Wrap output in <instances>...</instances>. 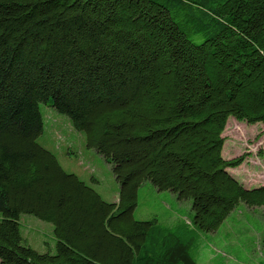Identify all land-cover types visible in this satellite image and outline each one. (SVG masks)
Listing matches in <instances>:
<instances>
[{
	"label": "trees",
	"instance_id": "trees-1",
	"mask_svg": "<svg viewBox=\"0 0 264 264\" xmlns=\"http://www.w3.org/2000/svg\"><path fill=\"white\" fill-rule=\"evenodd\" d=\"M48 102L111 165L117 203L38 143ZM229 117L264 125V0H0V264H198L239 203L264 219V184L229 171L246 155L222 157ZM146 182L189 208L136 220ZM22 215L52 225L53 253Z\"/></svg>",
	"mask_w": 264,
	"mask_h": 264
},
{
	"label": "rangeland",
	"instance_id": "rangeland-1",
	"mask_svg": "<svg viewBox=\"0 0 264 264\" xmlns=\"http://www.w3.org/2000/svg\"><path fill=\"white\" fill-rule=\"evenodd\" d=\"M39 110L43 118V133L38 138V143L45 149L54 153L61 168L67 173L75 174L80 180L92 186L108 202L118 201L119 185L112 173L111 165L94 150L88 149L85 143V137L82 133L76 131L66 115L56 112L51 107V102L39 104ZM224 145L222 149L223 159H230L240 155H246L245 161L241 166L235 169H229L230 174L237 179L245 188H256L264 184V125L257 123L248 125L244 122H238L229 117L222 134ZM174 194L169 191H157L149 182L144 183L138 189V202L134 211V218L139 221H147L153 218L161 222L168 221L179 208L187 210L188 203L179 202ZM262 208H250L244 203H239L227 220L239 218L242 225L244 222L253 221L255 225H260L262 217ZM228 223L222 227L231 229L234 232L242 229L237 223L232 222L230 227ZM52 226L49 223L39 221L38 219L22 215L20 218V232L26 245L39 253L54 252L55 243L52 232ZM208 235H206L207 237ZM224 241L219 237L209 236L202 239L201 247L207 248L212 254L209 263L205 262V252L198 251L199 264H262L259 261H250L244 257H237L240 254L238 249H233L240 242L242 245H255V235L241 234L236 236L228 234ZM253 255H261L264 248L261 245V238L256 244ZM201 256V258H199ZM264 262V257L262 259Z\"/></svg>",
	"mask_w": 264,
	"mask_h": 264
},
{
	"label": "crops",
	"instance_id": "crops-1",
	"mask_svg": "<svg viewBox=\"0 0 264 264\" xmlns=\"http://www.w3.org/2000/svg\"><path fill=\"white\" fill-rule=\"evenodd\" d=\"M73 174V173H72ZM75 175V174H74ZM85 183V182H84ZM87 184V183H86ZM88 185V184H87ZM90 186V185H89ZM90 187H92V186H90ZM93 188V187H92ZM94 189V188H93ZM95 190V189H94ZM101 197H102V195L97 191V190H95ZM119 191V190H118ZM103 198V197H102ZM103 200H105L106 201V199H104L103 198ZM176 200H177V198H176ZM178 201V200H177ZM106 202H108V201H106ZM180 201H178L177 203H179ZM108 203H117V201H113V202H108ZM186 203V202H185ZM188 207H189V204H188ZM178 210H181L180 208L178 209ZM177 210V211H178ZM176 213H174L173 215H171L170 217H169V219H168V221H172L175 217H176ZM262 222H261V224L260 225H255L254 224V222L253 221H246V222H244L246 225H242V223H241V220H239V218H234V219H230V220H225L224 222H223V224L219 227V229L217 230V231H215V232H212V233H209V234H207L208 236L206 237L205 236V238L206 239H209V236H212V237H219V239L220 240H223L224 242V246L226 247V245H227V242H225V236H227L228 234H234V235H236V236H240L241 234H250V233H254V235H255V240H256V243H255V245H249V246H245V245H242L240 242H238L237 243V246H234L233 247V249H231L232 250V252H233V250L236 248V249H238L239 250V252H240V254H238V255H236L238 258L239 257H244V258H246V259H248V260H250V261H254L255 263L256 262H260V263H262V264H264V262L262 261V259H263V257H264V251L262 252V250L260 249V252H261V255H257L256 256V258H254L253 257V255H254V251H255V249L257 250H259V245H258V248H257V246H256V244H258L259 243V240H260V238H262V235H263V233H264V221L263 220H261ZM230 223V224H228V226L227 227H230V225H231V223L232 222H234V223H237L238 224V226H240L242 229H240L239 231H237V232H234L233 230H231V229H224L223 231H221L222 230V227L225 225V223ZM52 226V225H51ZM52 232H53V227H52ZM204 238V237H203ZM54 243H55V240H54ZM207 248H209V246L207 247ZM207 248H205L204 246L203 247H201V249H200V253H204V251H206L205 252V262H207V263H209V250H206ZM258 250H257V252H258ZM53 253V252H52ZM199 255V254H198ZM212 257V254H210V258ZM199 258H201V256L199 257ZM197 263L199 264V262H198V260H197Z\"/></svg>",
	"mask_w": 264,
	"mask_h": 264
}]
</instances>
